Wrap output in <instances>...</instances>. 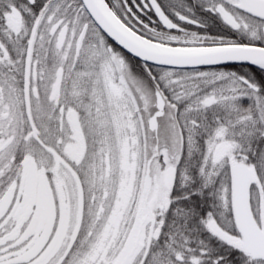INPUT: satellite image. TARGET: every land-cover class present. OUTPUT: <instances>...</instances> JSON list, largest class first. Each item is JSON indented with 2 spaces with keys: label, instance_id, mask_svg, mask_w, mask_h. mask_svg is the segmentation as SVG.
I'll return each mask as SVG.
<instances>
[{
  "label": "snow or ice",
  "instance_id": "6c2138e0",
  "mask_svg": "<svg viewBox=\"0 0 264 264\" xmlns=\"http://www.w3.org/2000/svg\"><path fill=\"white\" fill-rule=\"evenodd\" d=\"M0 264H264V0H0Z\"/></svg>",
  "mask_w": 264,
  "mask_h": 264
}]
</instances>
